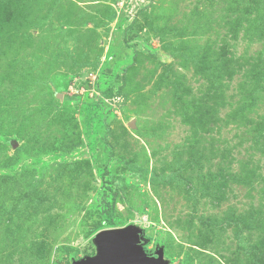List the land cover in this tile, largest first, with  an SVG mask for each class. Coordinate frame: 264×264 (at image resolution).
I'll return each instance as SVG.
<instances>
[{"label": "rangeland", "instance_id": "1", "mask_svg": "<svg viewBox=\"0 0 264 264\" xmlns=\"http://www.w3.org/2000/svg\"><path fill=\"white\" fill-rule=\"evenodd\" d=\"M130 224L264 264V0H0V264Z\"/></svg>", "mask_w": 264, "mask_h": 264}, {"label": "water", "instance_id": "2", "mask_svg": "<svg viewBox=\"0 0 264 264\" xmlns=\"http://www.w3.org/2000/svg\"><path fill=\"white\" fill-rule=\"evenodd\" d=\"M100 245L96 257L88 258L83 264H169L163 247L148 253L144 248V230L130 224L120 228L98 232Z\"/></svg>", "mask_w": 264, "mask_h": 264}, {"label": "trees", "instance_id": "3", "mask_svg": "<svg viewBox=\"0 0 264 264\" xmlns=\"http://www.w3.org/2000/svg\"><path fill=\"white\" fill-rule=\"evenodd\" d=\"M107 214H108V219L105 221L107 225H113L114 224V220H113V213L111 211L110 208H108L107 210Z\"/></svg>", "mask_w": 264, "mask_h": 264}, {"label": "flooded vegetation", "instance_id": "4", "mask_svg": "<svg viewBox=\"0 0 264 264\" xmlns=\"http://www.w3.org/2000/svg\"><path fill=\"white\" fill-rule=\"evenodd\" d=\"M145 248V247H144ZM146 250V249H145ZM154 252V251H153ZM148 253H152V252H148Z\"/></svg>", "mask_w": 264, "mask_h": 264}]
</instances>
